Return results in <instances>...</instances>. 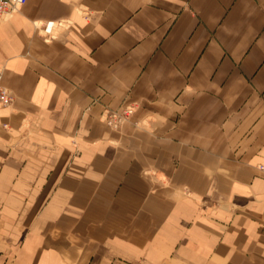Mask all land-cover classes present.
Returning a JSON list of instances; mask_svg holds the SVG:
<instances>
[{
    "label": "crops",
    "instance_id": "crops-1",
    "mask_svg": "<svg viewBox=\"0 0 264 264\" xmlns=\"http://www.w3.org/2000/svg\"><path fill=\"white\" fill-rule=\"evenodd\" d=\"M0 65V264H264V0H27Z\"/></svg>",
    "mask_w": 264,
    "mask_h": 264
},
{
    "label": "built area",
    "instance_id": "built-area-1",
    "mask_svg": "<svg viewBox=\"0 0 264 264\" xmlns=\"http://www.w3.org/2000/svg\"><path fill=\"white\" fill-rule=\"evenodd\" d=\"M27 0H0V21L9 19L15 13H18ZM71 21L48 20L35 21L34 26L37 32L47 41L56 39L62 30L70 27ZM14 103L13 92L3 84V67L0 65V105L11 108ZM134 108L131 106L124 107L120 110L107 109L103 113V120L110 127H118L124 123L133 114ZM258 168L264 171V165Z\"/></svg>",
    "mask_w": 264,
    "mask_h": 264
}]
</instances>
